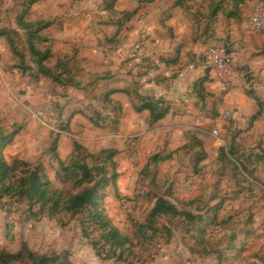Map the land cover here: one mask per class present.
Returning <instances> with one entry per match:
<instances>
[{"label":"rangeland","instance_id":"374dc122","mask_svg":"<svg viewBox=\"0 0 264 264\" xmlns=\"http://www.w3.org/2000/svg\"><path fill=\"white\" fill-rule=\"evenodd\" d=\"M35 1L20 2L15 19L25 28L0 29L9 47L0 53V264H264V188L242 173L230 148L202 164V141L192 139L186 166L187 148L166 155L141 150L138 138L115 142L99 107L83 116L86 124L63 119L61 92L54 87L51 97L45 77L59 78L41 72L30 49ZM158 1L188 11L198 34L207 31L215 43L221 31L243 27L238 35L250 37L264 58V25L250 29L263 0L141 3ZM92 189L94 205L71 209ZM159 197L174 200L167 207L178 213L154 214Z\"/></svg>","mask_w":264,"mask_h":264},{"label":"crops","instance_id":"0c3cea01","mask_svg":"<svg viewBox=\"0 0 264 264\" xmlns=\"http://www.w3.org/2000/svg\"><path fill=\"white\" fill-rule=\"evenodd\" d=\"M1 1L0 29L20 30L15 18L25 0ZM141 2L113 0L105 8V0L33 3L26 27L34 32L35 49L48 55L43 65L59 78L58 83L45 77L51 97L54 87L61 92L63 119L86 124L83 116L92 117L99 107L115 142L138 138L141 150L158 147L166 155L187 148L186 166L195 152L189 151L192 139L202 141V164L227 146L242 173L251 172L252 184L264 188V77L257 79L264 76V58L253 40L239 36L243 27L233 25L215 43L207 31L198 34L193 16L181 7ZM213 44L231 52L229 72L218 74L205 61ZM143 45V56L136 58L135 48ZM1 51L9 52L4 35ZM150 102L167 111L157 122H151L150 110L140 109Z\"/></svg>","mask_w":264,"mask_h":264},{"label":"trees","instance_id":"16d2710c","mask_svg":"<svg viewBox=\"0 0 264 264\" xmlns=\"http://www.w3.org/2000/svg\"><path fill=\"white\" fill-rule=\"evenodd\" d=\"M30 49L32 52V55H34L35 57L38 58L39 62H38V66L41 72H44L46 74H51L50 70H48L44 65H43V61H45L48 57L47 53H42L39 52L35 49L34 45H33V41L30 40ZM140 109H148L151 112V122H157L158 120L162 119L167 111L166 110H162L159 111L158 107L156 106V104L153 103H146L144 104ZM255 118V117H254ZM231 153V152H230ZM93 194H94V190H89L86 191L84 194H82L81 196H77L74 200V203L71 206V209H81L84 206H86L87 204H93ZM94 205V204H93ZM168 205H171L169 202H167L164 199H158V201L156 202V207L153 210V213L155 214L156 212H163V211H170L172 214H177V210ZM2 257H4L3 259H6L9 257V255L2 253L1 255ZM49 260L47 259H42V264L48 263ZM1 264H13L10 262H7L4 260V262H2Z\"/></svg>","mask_w":264,"mask_h":264},{"label":"built area","instance_id":"2783aa9c","mask_svg":"<svg viewBox=\"0 0 264 264\" xmlns=\"http://www.w3.org/2000/svg\"><path fill=\"white\" fill-rule=\"evenodd\" d=\"M264 0L257 6L255 14L250 21V29L259 31L263 28V10ZM145 46H139L136 49V58H141L144 54ZM205 61L207 64L216 70L218 74L227 73L232 67V54L225 47H211L205 53ZM216 133V131H214Z\"/></svg>","mask_w":264,"mask_h":264},{"label":"water","instance_id":"95a60500","mask_svg":"<svg viewBox=\"0 0 264 264\" xmlns=\"http://www.w3.org/2000/svg\"><path fill=\"white\" fill-rule=\"evenodd\" d=\"M263 156H264V150H262Z\"/></svg>","mask_w":264,"mask_h":264}]
</instances>
